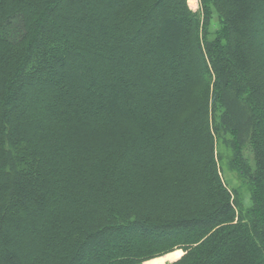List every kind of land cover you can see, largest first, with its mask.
<instances>
[{"label":"trees","instance_id":"16d2710c","mask_svg":"<svg viewBox=\"0 0 264 264\" xmlns=\"http://www.w3.org/2000/svg\"><path fill=\"white\" fill-rule=\"evenodd\" d=\"M200 3L0 0V264H264V0Z\"/></svg>","mask_w":264,"mask_h":264},{"label":"rangeland","instance_id":"374dc122","mask_svg":"<svg viewBox=\"0 0 264 264\" xmlns=\"http://www.w3.org/2000/svg\"><path fill=\"white\" fill-rule=\"evenodd\" d=\"M187 6L188 9L192 12L195 13L197 15H199L200 19H202V10H201V3L200 0H187ZM215 18L212 17L211 19V24H210V29L212 30V28H215ZM222 178L224 181H227L232 187H235L238 182L237 179H235V176L224 171L222 174ZM126 236H128V234H124ZM113 241H109V239L107 237H103L100 238L99 240V244H97V246H91L90 248H88L87 250L83 251L80 253L81 259L79 257L78 262H76L75 264H89L90 263V256L92 253H95L96 250L99 251V249H103L108 245H113ZM101 247V248H100ZM181 252V255L178 258H171L170 256L172 254H174L175 252ZM175 252L169 253L163 257L160 258H156L147 262H144L143 264H152V262H159L158 264H171L175 261H177L182 255H183V251L182 250H177Z\"/></svg>","mask_w":264,"mask_h":264},{"label":"bare ground","instance_id":"6f19581e","mask_svg":"<svg viewBox=\"0 0 264 264\" xmlns=\"http://www.w3.org/2000/svg\"><path fill=\"white\" fill-rule=\"evenodd\" d=\"M181 255V252L178 251V252H175L174 254H172L170 257L175 259V258H178L179 256ZM159 262H152V264H158Z\"/></svg>","mask_w":264,"mask_h":264}]
</instances>
